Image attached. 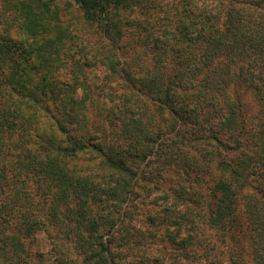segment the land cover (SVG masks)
<instances>
[{
	"label": "trees",
	"instance_id": "obj_1",
	"mask_svg": "<svg viewBox=\"0 0 264 264\" xmlns=\"http://www.w3.org/2000/svg\"><path fill=\"white\" fill-rule=\"evenodd\" d=\"M48 1L7 0L10 13L0 16V250L26 251L25 239L43 229L66 264H131L128 201L158 189V180L140 182L143 171L131 160L153 151L172 156L188 187L171 188L172 202L162 197L164 221L176 201L183 204L175 230L166 226L161 235L171 249L137 261L264 264V0H174L158 26V72L141 76L123 56L121 22V10L141 0H74L104 38L85 47L91 53L84 62L73 56L79 48L71 49L77 35ZM93 59L105 79L127 83L131 103L122 96L119 114L146 85V96L158 102L157 132L136 117L128 125L137 130L122 132V141L91 134L94 121L78 113L84 99L74 93L82 83L75 70ZM66 68L69 79L61 74ZM83 79L87 96L93 81ZM245 90L259 101L253 114ZM185 124L196 127L187 132ZM193 150L200 158L184 160ZM196 158L215 166L210 183L190 178L202 169ZM247 230L250 260L238 246Z\"/></svg>",
	"mask_w": 264,
	"mask_h": 264
},
{
	"label": "rangeland",
	"instance_id": "obj_2",
	"mask_svg": "<svg viewBox=\"0 0 264 264\" xmlns=\"http://www.w3.org/2000/svg\"><path fill=\"white\" fill-rule=\"evenodd\" d=\"M176 1L178 2V0ZM176 1L141 0L134 6L125 7L121 10V18L124 16L126 19H121L123 28L122 39L126 47V54L123 56L126 57L127 55V60L133 61L134 66L131 71L133 75L141 76L148 71L152 74L158 72V26L168 16L169 11L173 12V6ZM48 2L52 10L59 12L58 14L62 23L68 25L73 33L77 35L75 39V42H77L76 47L72 46L71 49L79 48L77 49L78 53L73 54V56L84 62V52L87 51V55L91 53L85 47L87 45L95 47L100 41H104V38L99 33V29L96 24L91 25L83 18V14L74 0H49ZM5 13H10L7 0H0V16ZM67 46H69V43H67ZM69 50L70 48L66 49V52H68L66 55L69 54ZM89 62H91V65H84L79 71L75 70V75L79 77L82 83L81 87L74 93V97L84 99V102L80 105L81 108L78 109V113L81 112L82 115L85 114L87 120L94 121L95 125L91 126V134L97 133L96 136L100 137L106 135L122 141L124 137L122 132H126L127 136H129V133L133 132L132 130H137L134 126L135 124L128 125L129 121H132L136 117L141 118L139 121L142 120L153 132H157L160 118L158 116V113H160L158 112V102L146 96V85L139 86L143 89L144 95L137 94V99H135L138 101L135 105H131L127 110L120 109L124 113L119 114L117 108L123 103L121 98L122 96L128 98L130 91L127 83L113 76L105 79L106 75L103 65L94 59ZM61 74H64L66 79H69L67 68L66 70H62ZM85 75L93 81L91 87L88 86L89 93L87 96L85 94L87 81L83 79ZM131 98L134 99V97ZM243 98L247 101L249 113L253 114L259 106L255 93L253 90H245L243 91ZM128 103H131L130 99L126 102V107ZM161 110L165 112L164 116L168 118L167 109L161 108ZM107 112H109L108 115ZM122 116L124 118H120ZM124 123H126V126L123 125ZM111 124L113 126H110ZM184 127L183 129L187 131L189 128L196 126L194 124H185ZM196 151H184L183 159L185 160L186 157L188 158L192 155L200 158L199 153ZM153 154L154 152L150 151L143 159L132 158L131 160V163L135 167L138 166L143 171L141 183H143L142 180H158V189L150 187V191L146 189L140 190L137 194L132 195V198L128 201L127 208L129 212L126 221L130 231V246L134 249L133 251H127L128 259L126 261H130L131 264H158V259L143 262L137 260L146 254L158 256V252H168L171 249V246L168 244L164 246L161 235L166 226L170 230H175L176 224L173 222H178V210L182 208L183 204H181L180 200L176 201L177 204L174 205L175 209H173L171 217L166 219L167 221H164L163 204L161 203L162 197L168 194L171 197L167 198V201L172 202L173 189L175 187L177 188L180 185H183L185 188L188 187V183L183 181L188 180V177L185 174H181L180 169L175 166L171 155L165 158L162 153H158V156ZM196 160L198 159L196 158ZM198 162L202 164V169L199 172L189 171L191 173L190 178L193 176L195 177L194 180H204L206 183H210L212 178L218 176L215 166L210 164V162L207 164V160L203 158L200 161L198 160ZM171 188L173 189L171 190ZM168 189H170L169 193ZM155 200L158 201L155 202ZM157 202L158 207L156 205ZM238 211L241 215V220L245 221L244 202L241 199L238 201ZM157 214L158 219L155 220V223L151 220L149 221V216H157ZM173 219L175 221H172ZM8 231L9 229H7ZM248 232L249 230L241 232V238L238 237V246L244 245L245 257L250 260L253 253ZM206 233L210 236L212 235L214 238H219L215 229H207ZM1 236L5 235L0 232ZM227 243H230V241ZM219 245L227 248L223 244ZM8 247L5 248L6 254L0 250V264H66L60 257H57L58 251L51 242L48 233L43 229H38L33 236L25 239L26 251L20 250L19 253L14 252L13 254L11 248ZM164 259L169 263L171 262L169 258L164 257ZM191 262H195L193 258H190L187 264ZM196 264H203V262H197Z\"/></svg>",
	"mask_w": 264,
	"mask_h": 264
}]
</instances>
